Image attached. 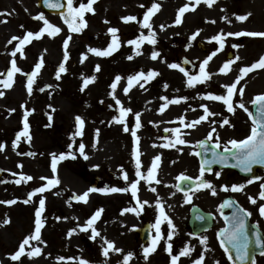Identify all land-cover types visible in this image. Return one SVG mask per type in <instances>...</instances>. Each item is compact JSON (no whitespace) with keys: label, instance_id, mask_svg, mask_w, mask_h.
Instances as JSON below:
<instances>
[{"label":"rangeland","instance_id":"obj_1","mask_svg":"<svg viewBox=\"0 0 264 264\" xmlns=\"http://www.w3.org/2000/svg\"><path fill=\"white\" fill-rule=\"evenodd\" d=\"M88 2L73 0V6ZM153 3L161 7L150 19V30L143 28L142 22ZM185 5L194 10L186 11L180 18L181 23L176 24L179 9ZM93 9L94 12L84 15L86 27L75 33L69 30L63 16L44 13L38 6V0H0V73L6 74L11 69L12 59L22 70L14 74L11 88L0 85V92L4 93L0 96V145L3 146L0 170L6 177L0 181V201H16L11 205L0 203V264H79L81 259L89 261V264H122L128 253H133L128 264H170L171 255L166 244H162V241L168 242V234L172 231L166 222L161 224L162 238L156 250L146 258L144 249L151 247L152 241L142 246L135 230L146 222L153 226L159 217L158 204H163L175 225L172 237H185L181 229L186 221L183 216L185 209L177 182L183 174H196L198 163L192 159L196 152L195 143L201 138L207 139L211 133L209 129L217 125L212 116H216L218 111L223 115L229 112L222 101L207 99V95H226L224 86L231 85L242 76L234 92L239 101L233 97V112L240 115V112H246L239 107L240 103L249 111L253 99L264 94V68L241 73V69L264 57V37L228 35L264 32V0H214L211 6L203 0L198 5L195 0H96ZM41 13L61 31L55 36L45 33L41 38L33 39L25 45L23 55L18 52L12 57L11 53L19 46V40L13 37L23 38L27 31L37 33L44 27L43 21L35 19ZM127 16H135L136 20L126 22L123 18ZM238 16H247V19L241 21ZM113 27L118 29L120 46L106 57L89 51L92 48L107 49L112 41L109 29ZM152 32L157 41L155 45L145 41L137 50L135 45L128 43L139 39L141 34L150 35ZM197 32L199 35L193 40L192 36ZM220 34L225 36L222 48L212 39ZM69 36L71 40L65 50L64 43ZM199 43L205 47V52L198 47ZM137 51L141 54L138 55ZM153 52L159 53L156 59L152 58ZM229 53H232L231 59H228ZM209 56L212 59L204 68L210 79L189 87L188 76L200 75L203 61ZM182 58L189 59L195 66L193 73L185 75L180 70ZM41 59L43 66L29 94L28 76L25 74H30ZM228 61L232 64L225 74L221 69ZM61 64L67 71L57 78ZM172 64L179 67L174 69L170 67ZM141 71L145 74L155 71L158 75L148 81L134 82L125 93L129 77ZM93 76L95 80L84 87V80ZM117 76L121 80L113 90L111 85ZM4 78L6 76L0 77ZM240 89H243L242 95ZM113 93L124 108L132 110L126 117L128 132L123 130V124L116 122L121 105L116 104ZM165 97L167 100L163 99ZM177 99H180L179 103L171 102ZM165 104L168 107L161 112ZM203 105H207L214 115H207ZM26 111L29 113L31 140L20 137L17 141V136L23 131ZM136 113L140 114L142 126L139 129L135 128ZM201 115L207 116L203 126H185L197 121ZM78 116L84 121L83 135H77L80 130L76 120ZM180 119H184V125L180 124ZM221 127L223 125L218 123V129ZM174 128H180L182 138L187 141L183 150L175 149V146L163 147L169 141L174 143L176 134L166 131ZM133 130L140 138L141 170L146 173L155 157L160 156L156 178L164 188L159 189L160 183L155 181L149 185L141 180L138 197L141 202L148 203L137 212H124L125 208H135L131 200L135 199L133 201L137 203L131 191H95L89 192L87 203L76 200L75 196L92 188H127L138 179L135 176ZM81 143L85 145L83 155L79 152ZM69 153L72 155H67ZM54 154L67 157L58 160L55 172L51 167ZM165 158L168 168L165 167ZM125 172L128 181L123 179ZM25 175L33 179L15 183ZM220 175L226 178L230 173ZM50 179H58L59 184L49 186ZM39 187L47 190L30 195ZM246 191L244 186L239 192ZM40 199L45 200L42 242L31 241L26 246L25 255L12 260L22 241L34 233L35 212ZM25 200L30 202L25 203ZM255 204L261 205L260 201ZM101 208L103 212L94 225L100 235L92 239L91 229L83 231L82 228ZM6 220L9 222L4 223ZM73 229L76 231L69 235ZM153 234L154 237L155 229ZM105 240L114 242L122 252L110 251L105 257ZM37 246L41 248V254L29 256L27 253ZM182 249L183 246H177L175 254L179 255ZM254 264H264V256Z\"/></svg>","mask_w":264,"mask_h":264},{"label":"snow or ice","instance_id":"obj_2","mask_svg":"<svg viewBox=\"0 0 264 264\" xmlns=\"http://www.w3.org/2000/svg\"><path fill=\"white\" fill-rule=\"evenodd\" d=\"M96 2V0H89L88 3H80L78 7L73 6V0H68L67 2V12L64 13V22L67 24L69 30L71 32L79 33L82 28L86 27V21L84 20V15L86 12H94L93 9V4ZM201 2V0H195V3L198 5ZM204 3H207L209 6H211L214 3V0H203ZM47 6L50 8H62L64 7L63 4L59 2H52V0H46ZM161 6L158 3H153L150 8L146 11L143 17V22H142V27L146 29H152V24L150 23L151 17L159 10ZM189 10H194V8H191L188 5H185L184 7H181L179 9V15L178 18L176 19L175 23L180 24L181 23V17L185 14L186 11ZM250 15V13H249ZM35 19L43 21L44 27L37 33H33L31 31H27L26 35H24L23 38H17L13 37L14 40L18 39L19 40V46L11 53L12 57H15L17 53L19 52L21 55L24 53V47L25 45L31 43L33 39H39L41 38L45 33H47L49 36H55L58 34L61 29L52 23H50L43 13L39 14ZM126 22L128 21H135L136 17L135 16H127L123 18ZM238 19L243 21L247 19V16H238ZM79 20V23L77 22ZM163 27V26H162ZM109 32L112 34V41L111 44L108 46L107 49L105 50H100V49H89V51L93 52L97 56H102L106 57L111 55L119 46V39L117 36L118 29L117 28H110ZM199 35V32L194 34L192 36V39L195 40L196 36ZM229 36L231 35H236V36H243V35H248V36H261L264 37V32H237V33H228ZM213 40L217 41L221 48L224 46V41H225V36L223 34L217 35L212 38ZM71 40V36H69L65 43H64V48L67 50L68 48V42ZM148 42L149 44L155 45L157 43L155 39V33L152 32L150 35H144L141 34L139 39L131 40L128 41L129 44L135 45L136 49L139 50L141 47V44L143 42ZM137 54H141L139 51H137ZM215 55V53H213ZM159 56L158 52H153L152 53V58L156 59ZM86 58V57H85ZM129 59H132V57H129ZM212 59L211 56H209L207 59L203 61V65L200 68V75L197 76H188V86L193 87L196 82H205L207 79H210L209 74L205 71L204 65H207L209 61ZM67 60V52H65V62ZM43 59L40 60L39 63L35 65V69L30 73V74H25L28 76L27 79V91L29 94L33 91V84L35 82V77L38 75L40 72L42 66H43ZM232 64V61H228L223 65V68L221 69V72H224L225 74L227 71L230 70V65ZM172 68H178L179 65L177 64H172L170 65ZM257 68H264V57H261V59L251 65L250 67H244L241 69L242 74H247L248 72H251L254 69ZM96 70L99 71V66L96 67ZM182 72L184 71L183 68L180 69ZM67 69L64 66V64H61L57 73V78H59L60 73L66 72ZM22 70L17 66L16 60L12 59L11 61V69L5 74V73H0V77L6 76L4 79H0V85H2L5 88H11L14 83V74L15 73H20ZM158 75L157 72L151 71L148 74H145L143 71L139 72L137 75L131 76L128 79V88H125L124 91L127 93L130 88L132 87L134 82H138L140 80L148 81L151 80L154 76ZM187 75V73H185ZM240 78H238L234 83L231 85H225L224 87L227 90L226 95H214V94H208L207 99L214 100V101H222L226 106L229 112H233V96L234 92L237 89V85L240 82ZM95 80V77L87 78L84 80L83 84L84 87H87L89 83L93 82ZM116 82H114L111 85V88L114 90L117 87L118 82L121 80L120 76H117L115 78ZM142 86V85H141ZM243 94V89H240V95ZM4 93L0 92V96H3ZM113 98L115 99L116 104L121 105L119 109V117L116 118V122L121 123L124 125L123 130L125 132L129 131V127L127 126L126 123V117L131 113L130 108H124L123 105L121 104V101L119 99L115 98V95L113 93ZM167 100V98H163ZM180 99H187V98H180ZM180 99L173 100L171 101L172 103H179ZM253 105L257 106V117H253V127L251 128L250 134L245 137L244 139H232L228 142V145L221 146L219 142V134L216 133V129L213 128L212 132L208 135L207 140L211 141L213 139V134H215L216 137V142H215V148L216 149H221V152H214V160L209 161L208 163H215L217 161L219 162H226L228 160V156L224 155V153H229L232 154L233 157L236 160V165L237 167L242 168L243 171L246 172H251L252 171V166L255 164H264V94L257 95L253 101ZM168 105L165 104L160 111L163 112L165 108H167ZM204 108V112L207 113V115H214V113H211L207 107V105L202 106ZM239 107L244 109L246 112H248V109L245 107L243 103L239 104ZM28 115L29 113L26 111L24 114V119H23V131L19 133L17 136V141H19L20 137H27L29 141L31 140V136L29 135V123H28ZM249 116H253V113L249 112ZM51 119V117H50ZM207 116H202L199 120L194 121L190 125H185L187 127H195L196 124L201 123L203 120H206ZM77 123L79 125V131L77 132V135H83V127H84V121L81 119L79 116L76 117ZM180 124L184 125L185 121L184 119H180ZM229 121L225 119L222 124H228ZM141 122H140V114L136 113L135 114V128L139 129L141 127ZM166 131H171L174 132L175 138H174V143L173 141H169V143L164 144L163 147H172L175 146L176 144H186L187 141L182 138L181 135V130L180 128H174ZM99 130H97L98 134ZM131 135L134 137L135 140V151L133 153L134 158H135V176L138 178L134 181L131 182L130 186L127 188H117L113 187L110 189H96L92 188L88 192H85L83 195H78L75 196L74 198L78 201H83L87 203L89 192H95V191H101L104 193H115V192H128L131 191V195L136 198L137 203L139 204L140 210L143 209L144 205L148 203V201H143L141 202L138 197V191H139V184L141 180H144L147 182L149 185L152 184L153 181L155 183H160V181L156 178L157 177V169L160 161V156H156L154 159V162L152 163L151 167L147 170V172H143L142 169V162L140 159V151H139V141L140 138L137 136V132L133 130L131 132ZM201 146L207 147L205 141H200L199 142ZM3 146L0 145V150H2ZM84 148L85 145L81 143L79 145V152L83 155L84 154ZM199 155V153H196ZM71 156L72 154L69 153L67 154ZM66 155L61 154L59 157H57L55 154L53 155L52 159V170L55 172L57 170V163L58 160L62 161L66 159ZM74 158V157H73ZM87 158V157H85ZM22 167V166H21ZM205 166L202 164L201 169H200V178H199V185L201 188H208L212 189V194L215 195V189L213 188V185L210 182H206L203 177L205 173ZM210 170V169H208ZM33 177L31 176H21L20 179H17L15 183L20 184L21 181H30L32 180ZM123 179L125 181H128V174L125 172L123 174ZM181 180L185 179H191L190 177H184L181 176L179 177ZM252 181H248V183H251ZM59 184L58 179H50L48 181V185H56ZM264 187V185H262ZM244 188V185H233L231 190L232 191H242ZM47 190L46 187H39L37 188L33 193L30 195H35L36 193H43ZM153 192L156 191L155 188H151ZM225 190H228V187L225 186ZM260 198L264 199V191L260 193ZM189 201L191 200V197H188ZM252 203H256L255 198H250ZM25 203H29V200H25ZM0 203H7L9 205L16 203L15 200H9V201H0ZM232 206V202L228 201L226 204H222L220 207H230ZM159 207V217L157 218L155 224L152 226L155 229L156 235L152 239V245L151 247L145 248L144 249V255L145 258L148 256L149 253L154 252L156 250V247L162 238L161 235V224L162 222H166L167 225L171 228V232L168 234V240L170 241L172 238V233L175 232V225L173 224V221L171 220L170 217L165 212L163 204H158ZM45 211V200L40 199L39 200V208L35 212V228H34V233L27 236L22 243L19 245V250L11 257L12 260H19L23 255H25V249L26 246L30 245L31 241H37V242H42L41 240V234H42V228L45 226L44 225V220L42 219V213ZM137 212L136 208H125L124 212ZM103 212V209H98L95 214L87 220L86 225L83 226L82 230L83 231H88L91 229L92 232V239H95L97 236L100 235V233L96 230L94 227L96 221L100 218L101 214ZM259 212L262 216H264V204H262L259 208ZM251 212H248L245 209L238 208L236 212L233 213L231 216H225L224 219L226 223L228 224V227L224 228L220 232L221 236V246L224 248V251L228 254V259L229 261L232 262V264H236V259L240 261V264H244V261L248 257V248L250 244V240L248 238V233H247V222L245 217H250ZM200 219H203V217H200ZM9 221H4V223H8ZM76 229H73L70 231L69 235L72 234V232H75ZM256 244L260 248H264V239L261 238L259 233H256V239H255ZM201 243L204 245H207V237H203L201 239ZM106 247L103 248V254L105 257L109 255L110 251H115L117 253L122 252V249L117 248L115 243L112 241H107L105 240ZM229 245H231L232 248L235 249V255L236 259L233 258L232 252L229 250ZM172 244L169 242L167 244V251L171 255V264H178V261L180 260L181 257L189 256L192 249L190 247H185L179 252V255H172ZM29 256H38L41 254V248L40 247H33L30 252L27 253ZM133 253H128L126 256H124L122 264H128V262L132 259ZM61 260L64 258L61 257ZM204 257L201 256L199 259L195 260L194 264H203ZM79 264H89V261L85 259H81L79 261ZM219 264V262H217Z\"/></svg>","mask_w":264,"mask_h":264},{"label":"flooded vegetation","instance_id":"obj_3","mask_svg":"<svg viewBox=\"0 0 264 264\" xmlns=\"http://www.w3.org/2000/svg\"><path fill=\"white\" fill-rule=\"evenodd\" d=\"M235 101H239L236 99V95L233 96ZM249 112L252 113V107L248 112H240L242 114H238L235 112H227V115H223L222 111H218L216 116H212L213 122H216L217 125L214 127L212 126L211 129H209L210 132H212V129H216V133L219 134V142L221 146L228 145V142L232 139H244L250 134L251 128L253 127V116H249ZM204 116H199V119ZM198 119V120H199ZM227 119L229 121L228 124H222V122ZM217 120V121H216ZM206 122L203 120L201 123L198 124V126H203V123ZM218 123L219 125H223V127L218 129ZM204 134V132H203ZM240 135V137H239ZM204 138H201L200 141H202ZM199 141V142H200ZM195 143V154L193 155L192 159H195L197 161V168H196V174L195 175H189V174H183L181 176L190 177L193 180V185L195 187L190 190H179L177 185V190L179 194L182 197V202L184 205V214L185 217L184 223H182L181 229H183L185 233V237H179L175 238L172 237L171 240L167 243L165 241H162V244H167L170 242L172 244V255L175 254L177 246H183V249L185 247H190L192 249L189 256L181 257L178 261V264H194L195 260L199 259L201 256L204 257L203 264H217V262L227 264L228 262V254L224 251V248L221 246L220 239H219V233L221 230L225 227L224 223V217L230 215L231 208L224 207L221 208L220 206L222 204H225L227 200H235L243 209L247 210L248 212H251L250 221L255 224L261 232L264 234V216H262L259 212V208L262 204H264V199L260 198V193L264 191V171L261 170L259 172L258 180H251L246 179L243 177H240L235 173L233 170H218L217 168H213L209 172L204 173L203 179L206 182H210L213 185V188L215 189V195L212 194V189L208 188H201L199 185V178H200V169L201 165L199 162L198 155L196 153L199 152V145L200 143ZM210 142V147L207 148L205 152V158L207 162L214 160L213 153L216 152L215 142L216 137L215 134H213V139ZM230 147V145H228ZM174 147V146H173ZM175 149H185L186 147L180 144H176ZM219 151H222L221 149H217ZM178 156V153H177ZM168 161H170V157L167 158ZM195 161V163H196ZM216 163V162H215ZM214 164V163H210ZM165 167L168 168V165L166 164V158H165ZM223 172H229L230 176L226 178L221 177V173ZM232 176V177H231ZM236 177L238 180H236ZM248 181H252L251 183H248ZM243 184L245 188L247 189L246 192H239V191H232L231 188L233 185ZM225 186L228 187V190H225ZM159 189L164 188V185L161 183L158 185ZM191 197V200L189 201L188 197ZM239 196V198L237 197ZM255 197L256 201H260L261 205L255 204L251 202L250 198ZM214 205V206H213ZM194 207H198L202 209L203 211L210 213L213 215V224L212 228L209 230H206L199 235H195L193 231L191 230V224L189 219L191 218V211ZM215 208V211L212 210ZM205 225V224H204ZM175 233H173L174 235ZM176 236V235H175ZM203 237H207V245H204L201 243V239ZM174 253V254H173ZM264 256V255H263ZM262 256H259L260 258ZM257 258V259H258ZM171 264V263H170Z\"/></svg>","mask_w":264,"mask_h":264},{"label":"water","instance_id":"obj_4","mask_svg":"<svg viewBox=\"0 0 264 264\" xmlns=\"http://www.w3.org/2000/svg\"><path fill=\"white\" fill-rule=\"evenodd\" d=\"M52 2H59L61 4L64 5V7L62 8H50L47 6V3H46V0H39V5L44 9V11L46 12H50V13H54V14H62L65 12V1L64 0H52ZM182 65H183V68L189 72L191 71L193 68L191 67L190 63L187 61V60H183L182 62ZM254 110V114H255V117L258 116V113H257V106H254L253 108ZM224 155L228 156V160L226 162H217L216 164H218V166L220 168H232L234 170H236L240 175L244 176V177H253L254 175H256L257 173V170L258 168H264V164H255L252 166V171L251 172H246V171H243L242 168L240 167H237L235 166L236 165V160L235 158L233 157L232 154H229V153H224ZM2 177V173L0 171V178ZM184 182H186L185 180H182L181 181V184H183ZM237 210H235L236 212ZM195 214L197 215H201L202 212L200 210H197L194 214H193V220L192 221H196L195 219ZM201 217H203L201 215ZM204 219V218H203ZM247 222V220H246ZM250 227V225L248 224L247 222V228ZM251 228H253L251 226ZM254 231L251 232L250 231V234L251 235H248V238L250 240V244H249V248H248V257L247 259L244 261V264H251L253 261H254V257L256 254H263L264 253V249L260 248L256 242H255V239H256V233H259L257 229L253 228ZM194 230H198V232H200L202 229H200V227L196 226L194 227ZM248 233V232H247ZM140 238L142 239L143 243H146L147 240H149L150 236H151V228L150 226H146L144 229H142L140 232ZM249 234V233H248ZM262 238V237H261ZM231 252L233 254V258L236 259V255H235V249L232 248L231 249ZM236 264H240V261L238 259H236Z\"/></svg>","mask_w":264,"mask_h":264}]
</instances>
